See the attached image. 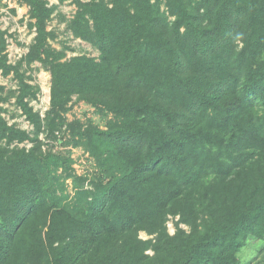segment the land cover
<instances>
[{"label": "trees", "instance_id": "obj_1", "mask_svg": "<svg viewBox=\"0 0 264 264\" xmlns=\"http://www.w3.org/2000/svg\"><path fill=\"white\" fill-rule=\"evenodd\" d=\"M23 1L34 41L11 64L0 30V73L33 131L2 116L0 84V264H264L237 255L264 245V0H71L73 35L100 54L64 61L47 29L56 5ZM34 61L51 76L44 119ZM73 95L112 114L105 129L67 121ZM63 126L107 177L86 187L68 172L81 181L70 202L47 188L71 160L39 138Z\"/></svg>", "mask_w": 264, "mask_h": 264}, {"label": "rangeland", "instance_id": "obj_2", "mask_svg": "<svg viewBox=\"0 0 264 264\" xmlns=\"http://www.w3.org/2000/svg\"><path fill=\"white\" fill-rule=\"evenodd\" d=\"M47 1L49 5H56L53 14L47 21V29L51 32L49 43L60 53V60H68L78 55L98 58L100 54L99 49L91 42L75 37L69 27L70 20L76 11V6L71 0L64 2H60L59 0ZM161 9L165 11V6L161 5ZM31 22L28 6L23 0H0V30L6 32L4 37L9 63L16 64L28 52L30 45L33 43L35 30ZM25 74L35 91V97L29 98L30 105L44 119L50 107V72L40 62L34 61L30 68L26 69ZM0 84L4 86L3 95L6 97L1 103L2 108H4V112H1L2 116L9 125L14 124L17 128L26 130L32 136L33 126L15 103L18 89L17 81L13 78L12 74L4 76L0 73ZM65 115L68 122L74 119L79 120L83 124L91 122L92 125L100 129H105L107 122L112 118L111 113L101 111L84 100L78 99L76 95L72 96L71 102H69V110ZM39 138L42 141L41 149L43 153L69 157L71 160L70 169L60 167L53 171L58 181L51 188H47L48 195L54 193L56 196L62 197L64 202L71 201L76 189L75 187H79L81 181L67 177L68 172L77 176H86L87 180L83 183L86 187H91L90 181L105 182L107 180V177H104L106 169L100 165L97 159L89 155L84 146L73 145L71 134L65 126L51 136L41 133ZM0 144L4 145L5 143L4 141H0ZM31 145L32 143L28 140L24 142L14 141L11 142L9 147L29 148ZM177 218L171 215L168 216L167 228L170 234H173L175 231ZM181 226L187 229L185 225ZM139 236L142 239L153 237L144 231H141ZM261 248L262 250H260ZM148 252L152 253L150 250ZM237 255L241 262L257 261L264 256V245L262 241L250 238Z\"/></svg>", "mask_w": 264, "mask_h": 264}]
</instances>
